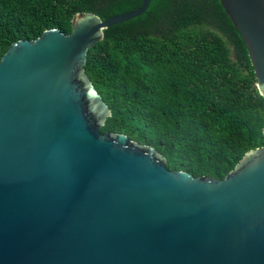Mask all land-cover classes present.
<instances>
[{
	"label": "water",
	"instance_id": "1",
	"mask_svg": "<svg viewBox=\"0 0 264 264\" xmlns=\"http://www.w3.org/2000/svg\"><path fill=\"white\" fill-rule=\"evenodd\" d=\"M139 8L14 41L0 61V264H264V145L223 179L171 170L112 115L88 50ZM264 97V0H220ZM264 131V128H263Z\"/></svg>",
	"mask_w": 264,
	"mask_h": 264
},
{
	"label": "trees",
	"instance_id": "2",
	"mask_svg": "<svg viewBox=\"0 0 264 264\" xmlns=\"http://www.w3.org/2000/svg\"><path fill=\"white\" fill-rule=\"evenodd\" d=\"M142 0H0V61L17 40L72 31L77 13L102 19ZM85 68L112 109L103 133L152 145L171 170L223 179L264 145V97L241 32L220 0H152L110 26Z\"/></svg>",
	"mask_w": 264,
	"mask_h": 264
}]
</instances>
